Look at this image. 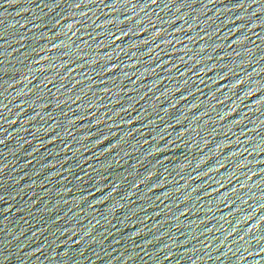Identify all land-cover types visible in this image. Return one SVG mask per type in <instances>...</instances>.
Wrapping results in <instances>:
<instances>
[{
    "label": "water",
    "instance_id": "water-1",
    "mask_svg": "<svg viewBox=\"0 0 264 264\" xmlns=\"http://www.w3.org/2000/svg\"><path fill=\"white\" fill-rule=\"evenodd\" d=\"M0 141V264H264V0H0Z\"/></svg>",
    "mask_w": 264,
    "mask_h": 264
},
{
    "label": "snow or ice",
    "instance_id": "snow-or-ice-1",
    "mask_svg": "<svg viewBox=\"0 0 264 264\" xmlns=\"http://www.w3.org/2000/svg\"><path fill=\"white\" fill-rule=\"evenodd\" d=\"M101 2H103V0H101ZM150 2L151 3H156V0H150ZM76 7H79V4H77L76 5ZM111 23L110 24H112V23H114V22H112V21H110ZM122 23V22H121ZM142 23V22H141ZM127 35V33H124V32H122L121 33V36L123 37V36H126ZM160 34H159V32H157L155 35H154V38H155V36H159ZM121 36H117V37H115V39H117V40H119L120 38H121ZM145 43H147L146 41H145ZM243 82L241 81V80H237L236 81V83L235 84H233V87H237L238 85H240V84H242ZM97 123H99V122H97ZM0 143H3V141H0ZM261 220H264V217H261ZM261 251H264V249H262Z\"/></svg>",
    "mask_w": 264,
    "mask_h": 264
}]
</instances>
